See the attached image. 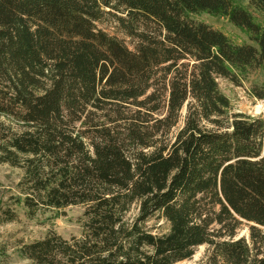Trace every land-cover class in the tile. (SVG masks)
Instances as JSON below:
<instances>
[{"label":"trees","instance_id":"trees-1","mask_svg":"<svg viewBox=\"0 0 264 264\" xmlns=\"http://www.w3.org/2000/svg\"><path fill=\"white\" fill-rule=\"evenodd\" d=\"M107 18L131 46L99 27ZM256 70L264 0H0V164L23 170L29 213L83 206L80 237L48 232L20 254L176 264L207 244L210 264H264V116L231 113L218 82ZM154 216L167 232L145 228ZM243 220L251 244L236 237Z\"/></svg>","mask_w":264,"mask_h":264},{"label":"rangeland","instance_id":"rangeland-1","mask_svg":"<svg viewBox=\"0 0 264 264\" xmlns=\"http://www.w3.org/2000/svg\"><path fill=\"white\" fill-rule=\"evenodd\" d=\"M234 2L246 5L248 0H234ZM197 19L221 30L236 43L245 40V36L225 18L201 13ZM98 25L109 33L123 38L130 45L129 38L116 27L113 19H104ZM218 82L220 89L230 100L231 113L242 112L252 116L260 114L264 116V98L256 97L252 90V87L264 84V71H253L239 85L224 78L218 79ZM184 113L185 108L182 110V114ZM6 122L10 123L7 120ZM12 126L16 127L14 123ZM22 175L21 168L13 167L7 163L0 164V261L4 264H32L29 259L20 254L19 249L23 244L43 238L48 232H56L64 238L80 237L82 233L84 220L83 206L81 205H71L61 209L39 208L35 213H29L19 200L23 196L18 186ZM7 211L12 212L14 218L4 221L8 215ZM137 214L138 208L133 205L126 217L131 221ZM251 224L243 220L236 234V237H245L249 244H251L249 235ZM144 225L153 234L165 233L169 226L163 218L157 216L150 217ZM259 228L264 231V227ZM261 250L264 252V246ZM210 252V247L207 244L199 245L190 258L176 264H210L208 260Z\"/></svg>","mask_w":264,"mask_h":264}]
</instances>
